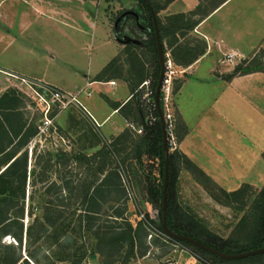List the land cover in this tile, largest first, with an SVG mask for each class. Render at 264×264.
Returning <instances> with one entry per match:
<instances>
[{
    "label": "rangeland",
    "instance_id": "rangeland-1",
    "mask_svg": "<svg viewBox=\"0 0 264 264\" xmlns=\"http://www.w3.org/2000/svg\"><path fill=\"white\" fill-rule=\"evenodd\" d=\"M96 1V5L86 8L97 28L90 25L91 20L83 21L78 16L84 35L79 33L76 41L47 35L46 41L57 44L75 62L68 58L69 61L63 60L60 67L42 68L55 78L63 77L66 87L76 86L91 56L103 59L116 54L115 42L106 40L108 29L122 49L119 55V73L122 75L118 73L115 78L126 81L131 88L138 84L129 54L125 52L126 45L130 44L154 79L159 60L152 43L150 13L143 1ZM152 1L166 28L163 39L166 54L173 60L169 70L172 72L167 75L172 83L166 104L173 123V136L168 135L169 147L176 157L174 166L178 172L172 185L174 205H179L209 231L226 239L234 251L264 246V185L244 184V191L237 197L228 195L190 164L179 150V127L183 126L175 108V91L184 76L180 73L183 66L174 62L171 53L172 50L180 51L190 59L209 48L206 38L185 23L191 24L201 18L210 8V2L195 0L186 19L175 21L170 15L177 14L176 0ZM230 7V12H223L211 21V28L226 35L228 31H237L235 41L246 44L241 46L242 56H236L233 61H226L223 53L220 65L232 69L224 77L234 73L239 64L241 69L237 75L244 74L247 67L264 72V33L258 35L264 29V0H237ZM68 62L75 64L74 67ZM151 89L150 82L141 89L137 87L135 98L140 100L142 111L140 114L136 111L134 99L131 107L135 114L128 119V138L122 143H117L115 137L101 134L95 125L79 115L76 106L56 118L60 135L39 137L40 107L25 84L10 89L8 96L0 99V170L19 157L14 168L19 171L16 183H21L25 189L24 194L21 192L19 197L8 198L4 203L11 220H18L10 223L9 219L6 222L9 224L3 226V230H10L12 234L0 232V264L16 261L17 264H264V257L241 261L215 258L191 243L167 236L159 228L162 200L153 197L150 189L163 184V157L160 153H150L153 141L146 138L141 123V116L145 118L144 123L154 120ZM101 166H104L102 172ZM117 168L123 173L121 181L112 175ZM59 204H64V221H75L70 229L80 218L94 221L95 228L94 232L83 231L76 245L72 243L73 231L57 230L61 236L57 240L49 239L52 249L49 255L46 253L48 247L40 246L35 240L40 230L37 222L43 220L44 205L56 208ZM22 207L23 212L17 215L16 211ZM121 213L123 217H120ZM123 218L128 219L137 232L135 253L131 257L126 256L125 242L111 247L103 242L104 234H99L103 230H121ZM31 223L36 224L34 238L27 242V228ZM55 231L51 227L47 234L53 236ZM21 233L23 243L20 245L16 235ZM85 251L87 255L82 256L79 263H73L78 260L75 255ZM93 255L96 258H92Z\"/></svg>",
    "mask_w": 264,
    "mask_h": 264
},
{
    "label": "crops",
    "instance_id": "crops-1",
    "mask_svg": "<svg viewBox=\"0 0 264 264\" xmlns=\"http://www.w3.org/2000/svg\"><path fill=\"white\" fill-rule=\"evenodd\" d=\"M236 1L226 0L196 26L195 31L206 38L209 48L193 64L181 67L184 77L175 93V108L188 128L179 141V150L228 191L244 184L264 185V72L224 77L232 69L220 65L223 53L242 56L241 46L246 43L235 41L237 31L221 34L210 25L223 12H230ZM195 2L176 0L175 12L187 13ZM96 3V0H0V99L8 90L25 84L23 79L43 81L69 92L82 91L80 98L85 109L78 108L79 115L103 135L122 134L130 124L122 109L127 103L132 104L135 92L124 80L99 77L122 50L107 27L106 40L115 42L116 54L103 59L91 56L76 86L66 87L63 77L55 78L45 69L49 65L60 67L63 60L74 59L57 44L46 41L47 35L76 41L79 33L84 35L78 16L83 21L91 20L90 25L97 28L86 8ZM236 56L226 61H233Z\"/></svg>",
    "mask_w": 264,
    "mask_h": 264
},
{
    "label": "trees",
    "instance_id": "trees-1",
    "mask_svg": "<svg viewBox=\"0 0 264 264\" xmlns=\"http://www.w3.org/2000/svg\"><path fill=\"white\" fill-rule=\"evenodd\" d=\"M143 3L145 4L147 10L150 13V10L148 8V6L146 5L145 1L142 0ZM152 5L154 6V9L156 11L157 17H158V24H159V29H160V35H161V39L163 41L165 35V30L166 28L163 26L162 24V20L161 18L158 16V9L156 7V5L153 3L152 0H150ZM207 2H210V8L207 11H204L202 14V17L197 19V21L189 24V21L187 23H185L186 25H189V28H191L192 30H194L196 28V26L200 23V21L209 14V12H211V10H214L216 8H218L221 4H223L226 0H205ZM198 14V13H197ZM150 17H151V26H152V31H153V36H152V43L154 45V49L157 52L158 55V50H157V42H156V36H155V26H154V22H153V17L150 13ZM187 17V13H177L174 15H170V19H174L175 21L177 19H186ZM181 19V21H183ZM180 21V20H179ZM181 27V26H180ZM163 46H164V52L166 55V50H165V44L163 41ZM132 49V45H126V54H129V59L131 61V65H132V71H135L136 73V81H137V86L135 88H132V90L135 92L134 93V99L136 100L135 96L137 91V87L141 86V85H145V82L148 81L150 82V85L152 87L151 91H152V95L155 97V93H156V87L158 84V79H159V75H160V62H158V73L156 74V76L154 77V79L151 78V76H149L148 71L146 69V67L143 65L142 61L139 59V55L135 54L133 52ZM206 52V49L203 50L202 52L198 53L195 57H192L190 59H187L183 56V54L179 51H173L172 50V56L174 59V62L177 65H181L183 67H188L189 65L193 64V62H195L199 56L203 55ZM159 60V57H158ZM120 58L116 57L114 58L100 73L99 77L100 78H112V77H116L119 72H120ZM241 69V65H237L235 67V71L234 73L229 75V79L232 78L233 76L237 75V72ZM257 71H262V70H251L249 69V67H247V71L244 74H249L252 72H257ZM119 75H122L121 73H119ZM243 75V74H241ZM180 88V84L177 86V89L175 91V93L178 91V89ZM10 91L8 90L2 97H6L8 96V93ZM136 111L140 114V112L142 111V107H141V102L140 100H136ZM161 106L164 110V102H163V97L161 95ZM123 114L125 115V117L127 119L131 118L132 115L135 114V112L132 111V107H131V103H127L124 107H123ZM152 117L154 118V120H151L150 123L149 122H145V118L143 116H141V123L142 126L144 127L145 131V136L147 139H150L153 141L151 148H150V153H160L162 154L163 157V165H164V148H163V132H162V126H161V122H160V118H159V113L157 111L156 106L154 105V102H152ZM181 120V119H180ZM182 123V130L179 127V141L185 136V134H187L188 132V128L186 127V125L181 121ZM128 138V132L125 130L122 134H120L119 136L115 137V141L118 142H125ZM181 152V151H180ZM181 155L193 166H195L200 172H202L206 177H208L210 180H212L208 175L205 174V172H203L197 165H195L185 154H183L181 152ZM263 157H264V153H263ZM19 157L15 158L13 161H11L3 170H0V232L3 231V234H12L11 231L9 230H3V226H6L7 224H9V222H16V220L18 219H12L11 220V216H10V212L7 211L6 209H4V203L7 201L8 198H14V197H19V195L21 194V192H23L22 194L25 193V189L23 188V185H21V183H16V178L19 177V171L17 169H14L16 167V163ZM175 155L174 152H171L170 150V182H169V188H168V209H167V222L169 227L180 234H184V235H188L191 236L193 238L199 239L221 251L224 252H228V253H241L244 251H248L251 249H256V248H260V247H252L250 249L247 250H238V251H234L231 247V245L228 243V241L226 239H223L222 237L218 236L217 234L209 231L205 226L201 225L199 222H197L193 217L189 216L179 205H174V201H173V192H172V185L173 182L176 180L178 172L175 169ZM101 172L104 171V166H101L100 168ZM165 174V169H164V173L163 176ZM112 175H115L119 181L122 180L123 177V173L120 169H115L112 171ZM213 181V180H212ZM214 182V181H213ZM163 185H164V181L161 187L154 185L151 187L150 191L153 197H155L157 200H162L163 199ZM219 186V185H218ZM244 186V185H243ZM243 186H241L239 189L234 190V191H226L225 189L221 188L219 186V188L223 189L224 192H226V194L237 197L239 194H241L244 190L242 189ZM62 206H64V204H59L58 207L56 208H52L50 207V205H44L43 209H44V215H43V220L42 221H38L37 225L38 227H40V230L38 232V235L35 236V240L36 242H40V246H47L48 248L46 249V253H48L49 255L52 252L51 249V243H49V239L53 238V239H58L61 236V233H58L57 230L59 231H73L72 234V238H73V244H77L78 243V238L82 236V232L86 231V232H94V221H84L83 218H80L79 220H76V223L74 227H72L70 229V227L73 225V223L75 222L74 220H65L64 221V210L62 209ZM161 206H162V202H161ZM20 212H23V207L19 208L16 211V214H20ZM123 213H121L120 217L122 216ZM14 215V216H17ZM10 219V221L8 223H6L8 220ZM123 227L120 226V228H122L121 230H106V231H100L99 234H104V241L107 245L111 246V247H117V246H121L122 243H126L127 244V251H126V256L127 257H131L134 255L135 253V247H136V229H134L133 225L130 223V221H128V219L123 218ZM6 223V224H5ZM24 226H22L23 229ZM55 228V234L52 236H50L48 233L49 228ZM36 228V224H32L28 226L27 228V242L28 241H32L34 238V231L33 229ZM159 228L163 231L162 226L160 224ZM102 229V228H101ZM23 231V230H22ZM17 236V240L19 241V244L21 245L23 243V235L22 233L20 235H16ZM101 237V236H100ZM28 247V244L26 245ZM199 250H202L201 248H199ZM208 254H211L213 257L215 258H220L221 260H223L221 257L212 254L210 252L204 251ZM87 255V251H85L84 253H82L81 255H75L77 261H73V263H79V259L81 260L82 256ZM264 257V253L261 254H256V255H251L245 258H241V259H232V260H246V259H255V258H261ZM64 260V259H62ZM227 260V259H224ZM18 261L14 262L13 264H17Z\"/></svg>",
    "mask_w": 264,
    "mask_h": 264
},
{
    "label": "built area",
    "instance_id": "built-area-1",
    "mask_svg": "<svg viewBox=\"0 0 264 264\" xmlns=\"http://www.w3.org/2000/svg\"><path fill=\"white\" fill-rule=\"evenodd\" d=\"M238 55V53L231 52L226 55L227 59H231L234 56ZM166 65L167 72L166 77L164 79V84L162 88L163 94V102H164V113L167 121L168 132L173 136L172 128V114L169 112V106L166 104L169 100L171 94V83L172 79H168L167 75L172 67L173 60L170 57V54H166ZM26 87L30 91L32 97L36 100L38 106L40 107L41 112V120L38 124V135L39 137H55L60 135L58 126L56 124V118L58 115L69 108L76 106L77 108L85 109L83 105L80 95L82 91L79 92H69L63 90L59 87L51 85L49 83L43 81H36L32 79H23ZM115 83V82H111ZM149 82L146 81L145 84ZM167 85V86H166ZM165 94V96H164ZM62 137V136H61ZM64 139V137H63Z\"/></svg>",
    "mask_w": 264,
    "mask_h": 264
},
{
    "label": "water",
    "instance_id": "water-1",
    "mask_svg": "<svg viewBox=\"0 0 264 264\" xmlns=\"http://www.w3.org/2000/svg\"><path fill=\"white\" fill-rule=\"evenodd\" d=\"M146 5L148 6L150 13L153 17V22L155 26V36H156V42H157V50H158V57H159V62H160V75L158 79V84L156 87V93L154 97V103L157 108V111L159 113V118L162 126V132H163V148H164V169H165V174H164V185H163V199H162V206H161V226L163 229V232L175 239V240H181L185 241L188 243H191L199 248H201L204 251L210 252L212 254H215L222 259H227V260H232V259H241L245 258L251 255H256V254H261L264 253V246L256 249H251L248 251H244L241 253H228L221 251L199 239L193 238L188 235L180 234L175 231H173L167 222V209H168V188H169V182H170V147H169V132H168V126H167V121L165 117L164 110L161 106V93H162V88L164 84V79L166 76V71H167V65H166V55L164 52V46H163V41L161 39L160 35V29H159V24H158V17L156 14V11L154 9V6L152 5L150 0H144ZM92 258H96V255H93Z\"/></svg>",
    "mask_w": 264,
    "mask_h": 264
}]
</instances>
